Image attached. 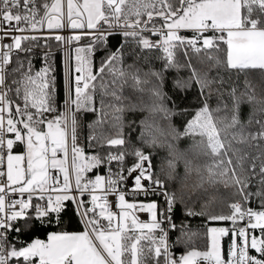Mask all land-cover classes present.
<instances>
[{
    "label": "snow or ice",
    "instance_id": "snow-or-ice-1",
    "mask_svg": "<svg viewBox=\"0 0 264 264\" xmlns=\"http://www.w3.org/2000/svg\"><path fill=\"white\" fill-rule=\"evenodd\" d=\"M0 264H264V0H0Z\"/></svg>",
    "mask_w": 264,
    "mask_h": 264
},
{
    "label": "trees",
    "instance_id": "trees-1",
    "mask_svg": "<svg viewBox=\"0 0 264 264\" xmlns=\"http://www.w3.org/2000/svg\"><path fill=\"white\" fill-rule=\"evenodd\" d=\"M119 39V38H117ZM50 43L52 44L53 48H57L58 45L56 44V42L54 41H50ZM81 45H83L85 42L84 41H81L80 42ZM40 50L37 49V52H39ZM61 61H62V53L60 51H57V54H56V67H57V77H58V84H62V79H63V76H62V64H61ZM36 65L37 67L40 66V60L39 58H37L36 60ZM186 103H188V101H186ZM103 172V169L101 170ZM251 206H254L256 207L255 204L251 205ZM226 211V209H225ZM69 215L71 216V212L69 213ZM191 223V227L193 230H198L199 232H204L205 229L207 227H209L210 223H222V224H227V222H207L205 221L204 218H193L191 219L190 221ZM80 225L77 223V218L75 216H72V228L74 230H80ZM43 231L44 230H41L39 227H37L33 233L30 234V236L28 238L31 237V235H38V236H43ZM181 251L178 249V252Z\"/></svg>",
    "mask_w": 264,
    "mask_h": 264
},
{
    "label": "built area",
    "instance_id": "built-area-1",
    "mask_svg": "<svg viewBox=\"0 0 264 264\" xmlns=\"http://www.w3.org/2000/svg\"><path fill=\"white\" fill-rule=\"evenodd\" d=\"M129 184H131V181H129ZM140 218L143 219V220H147L148 219V215L146 213H141L140 214Z\"/></svg>",
    "mask_w": 264,
    "mask_h": 264
},
{
    "label": "rangeland",
    "instance_id": "rangeland-1",
    "mask_svg": "<svg viewBox=\"0 0 264 264\" xmlns=\"http://www.w3.org/2000/svg\"><path fill=\"white\" fill-rule=\"evenodd\" d=\"M211 226H225V224L222 223H210L209 227Z\"/></svg>",
    "mask_w": 264,
    "mask_h": 264
},
{
    "label": "crops",
    "instance_id": "crops-1",
    "mask_svg": "<svg viewBox=\"0 0 264 264\" xmlns=\"http://www.w3.org/2000/svg\"><path fill=\"white\" fill-rule=\"evenodd\" d=\"M226 226V225H225Z\"/></svg>",
    "mask_w": 264,
    "mask_h": 264
}]
</instances>
